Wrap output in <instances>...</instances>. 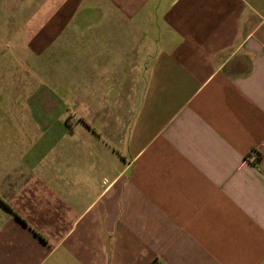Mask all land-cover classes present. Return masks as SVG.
Returning <instances> with one entry per match:
<instances>
[{
	"label": "crops",
	"instance_id": "0c3cea01",
	"mask_svg": "<svg viewBox=\"0 0 264 264\" xmlns=\"http://www.w3.org/2000/svg\"><path fill=\"white\" fill-rule=\"evenodd\" d=\"M8 1L0 264H264V0Z\"/></svg>",
	"mask_w": 264,
	"mask_h": 264
},
{
	"label": "rangeland",
	"instance_id": "374dc122",
	"mask_svg": "<svg viewBox=\"0 0 264 264\" xmlns=\"http://www.w3.org/2000/svg\"><path fill=\"white\" fill-rule=\"evenodd\" d=\"M30 1L32 0H26V3ZM36 8V6H29L28 4H26V9L22 8L26 10V19ZM12 10H16V8L11 6L8 0H0V20H4L3 22L0 21V26L8 24V20L16 14V11L12 12ZM23 10H21V12H23ZM26 25L28 24L26 23ZM27 28L26 26V29ZM28 40H31L30 43H28ZM26 41V68H24L22 61L19 62L17 58L13 59L14 56L8 44V39L3 36L0 37V110L4 108V110L7 108L11 110L13 108L16 116L17 114L23 116L19 117V119L17 117L15 118V130L26 127V110L39 111L50 109L51 106L47 101L39 102L38 95L40 93L39 89L41 88L39 85L44 84L45 81L50 82L51 78L54 77V71L52 73L51 67H48L45 63H43L39 69L38 58L30 61L31 57L28 56V52L33 45H39L40 38H26ZM31 52H34V48L31 49ZM37 56L38 55H33L34 58ZM18 57L20 59L21 56ZM47 72L48 75L46 76ZM51 88L52 87L49 89ZM43 89H46V87ZM10 99H12V101H10ZM64 106H66L64 108L68 110L72 108L69 105L64 104ZM2 130L3 128H0V131ZM23 136L26 137V135L18 133H9V135L0 133V143L21 141ZM6 137L7 139H5ZM11 137L13 140H10L12 139ZM250 152L254 153L253 151ZM2 153H4V151Z\"/></svg>",
	"mask_w": 264,
	"mask_h": 264
},
{
	"label": "built area",
	"instance_id": "2783aa9c",
	"mask_svg": "<svg viewBox=\"0 0 264 264\" xmlns=\"http://www.w3.org/2000/svg\"><path fill=\"white\" fill-rule=\"evenodd\" d=\"M252 153V152H251ZM253 155L256 154V153H252Z\"/></svg>",
	"mask_w": 264,
	"mask_h": 264
}]
</instances>
